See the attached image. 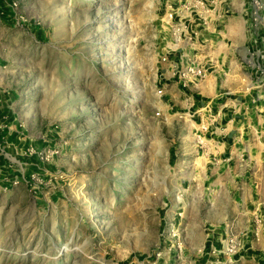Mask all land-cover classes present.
I'll use <instances>...</instances> for the list:
<instances>
[{
	"label": "rangeland",
	"instance_id": "374dc122",
	"mask_svg": "<svg viewBox=\"0 0 264 264\" xmlns=\"http://www.w3.org/2000/svg\"><path fill=\"white\" fill-rule=\"evenodd\" d=\"M249 2L227 28L245 30ZM182 3L0 0V111H14L0 136V264H264L250 242L226 252L247 234L239 211L202 185L188 122L158 92L163 57L184 45L167 17ZM235 45L219 60L239 86Z\"/></svg>",
	"mask_w": 264,
	"mask_h": 264
},
{
	"label": "crops",
	"instance_id": "0c3cea01",
	"mask_svg": "<svg viewBox=\"0 0 264 264\" xmlns=\"http://www.w3.org/2000/svg\"><path fill=\"white\" fill-rule=\"evenodd\" d=\"M240 15L238 21L244 22V31L232 28L233 25L227 28L233 23L229 16L223 30L207 34L205 47L199 40L194 44L185 41L178 49L182 52L177 50L178 54L170 57L165 65L160 85L167 110L179 111L188 122L192 144L187 162L201 164L200 180L204 187L222 185L224 196L233 203L228 209L229 214L233 217L239 211V215L233 217L236 221L234 230H245L250 234L249 242L264 250V79L251 73L245 63L248 69L244 67L246 73L242 74L240 85L234 86L226 76L232 68L227 67V61L219 60L229 52L226 49L229 41L238 40L233 53L238 55L241 50L244 62L255 48L250 20ZM194 58L204 63L212 61L218 70L215 74L208 72L198 83L184 85L177 72ZM13 120L14 111H0V129L1 125L4 127L0 136L6 135V128ZM228 217L223 216L222 222ZM220 230L216 233L221 241L225 227L221 226ZM210 242L213 244L212 240ZM254 254L247 251L238 259ZM260 259L264 260V257Z\"/></svg>",
	"mask_w": 264,
	"mask_h": 264
},
{
	"label": "built area",
	"instance_id": "2783aa9c",
	"mask_svg": "<svg viewBox=\"0 0 264 264\" xmlns=\"http://www.w3.org/2000/svg\"><path fill=\"white\" fill-rule=\"evenodd\" d=\"M234 0H184L182 9L184 14H178L170 5L167 17L173 22L174 34L180 42L184 39L191 44L197 40L205 47L208 43L207 34L217 30V27L224 26L227 19L233 12ZM242 15L248 17L251 23V30L255 39L253 40L254 50L250 51L245 58V63L252 70L251 73L259 74L260 80L264 79V0H250L249 5H243ZM260 45V46H259ZM163 61H169L164 56ZM214 62L204 63L198 58L190 59L182 70L177 72L180 81L184 84L198 83L203 80L207 73L214 69ZM162 94V89H159ZM250 240L248 234L243 239L231 238L225 242L226 252L232 256L246 247ZM240 246V247H239ZM225 252V253H226Z\"/></svg>",
	"mask_w": 264,
	"mask_h": 264
},
{
	"label": "bare ground",
	"instance_id": "6f19581e",
	"mask_svg": "<svg viewBox=\"0 0 264 264\" xmlns=\"http://www.w3.org/2000/svg\"><path fill=\"white\" fill-rule=\"evenodd\" d=\"M179 44V42H178V40H176V45H178Z\"/></svg>",
	"mask_w": 264,
	"mask_h": 264
}]
</instances>
